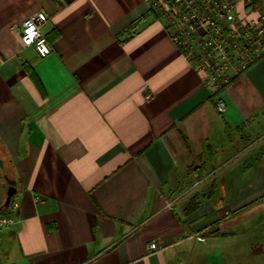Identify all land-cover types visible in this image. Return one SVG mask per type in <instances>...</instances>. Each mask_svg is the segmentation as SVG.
Returning a JSON list of instances; mask_svg holds the SVG:
<instances>
[{"label":"crops","instance_id":"1","mask_svg":"<svg viewBox=\"0 0 264 264\" xmlns=\"http://www.w3.org/2000/svg\"><path fill=\"white\" fill-rule=\"evenodd\" d=\"M39 11L45 56L21 39ZM0 156V264H248L264 53L215 91L143 0H0Z\"/></svg>","mask_w":264,"mask_h":264},{"label":"built area","instance_id":"2","mask_svg":"<svg viewBox=\"0 0 264 264\" xmlns=\"http://www.w3.org/2000/svg\"><path fill=\"white\" fill-rule=\"evenodd\" d=\"M157 17L166 20L173 41L187 54L207 82L220 90L233 77L244 72L264 53V0H243L248 11L257 10L255 18L244 19L238 13L240 0H143ZM144 19V17H143ZM48 20L39 11L23 23L21 39L24 45L34 46L40 55L50 51L41 26ZM216 95V110L226 111L225 100ZM0 201V207H1ZM13 216L0 213V235L15 223ZM196 238L205 241L202 233ZM153 250H162L157 242Z\"/></svg>","mask_w":264,"mask_h":264},{"label":"rangeland","instance_id":"3","mask_svg":"<svg viewBox=\"0 0 264 264\" xmlns=\"http://www.w3.org/2000/svg\"><path fill=\"white\" fill-rule=\"evenodd\" d=\"M262 220L259 219L258 221L256 220L254 224L256 225V230H255V236L252 237V242L254 245V250H255V255L252 260L251 255H248L249 258V263L248 264H264V253H262V241L264 240L262 237L263 234V229H262Z\"/></svg>","mask_w":264,"mask_h":264},{"label":"water","instance_id":"4","mask_svg":"<svg viewBox=\"0 0 264 264\" xmlns=\"http://www.w3.org/2000/svg\"><path fill=\"white\" fill-rule=\"evenodd\" d=\"M0 166L4 169V161L1 158V156H0ZM5 177H6L8 183L10 185L8 187V190H7V196H6V199L4 201V206H9L10 203H11L12 198L17 193V188H16V181L11 179L7 174H5Z\"/></svg>","mask_w":264,"mask_h":264},{"label":"trees","instance_id":"5","mask_svg":"<svg viewBox=\"0 0 264 264\" xmlns=\"http://www.w3.org/2000/svg\"><path fill=\"white\" fill-rule=\"evenodd\" d=\"M254 62H255V61H254ZM221 88H222V86L220 87V89H221ZM13 204H14V197L12 198L11 203H10L9 206H4V205L1 206V208H0L1 212H2L4 215L11 216V215H12V211H10V209H11V207L13 206ZM209 232H210V231H207V232H205V233L208 234Z\"/></svg>","mask_w":264,"mask_h":264}]
</instances>
